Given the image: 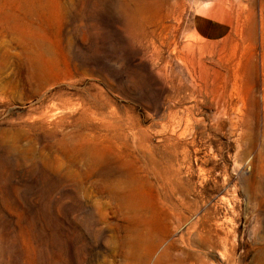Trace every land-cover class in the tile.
Wrapping results in <instances>:
<instances>
[{"label":"rangeland","instance_id":"1","mask_svg":"<svg viewBox=\"0 0 264 264\" xmlns=\"http://www.w3.org/2000/svg\"><path fill=\"white\" fill-rule=\"evenodd\" d=\"M0 264H264V0H0Z\"/></svg>","mask_w":264,"mask_h":264},{"label":"bare ground","instance_id":"2","mask_svg":"<svg viewBox=\"0 0 264 264\" xmlns=\"http://www.w3.org/2000/svg\"><path fill=\"white\" fill-rule=\"evenodd\" d=\"M7 19L13 20L14 17L7 16ZM31 35H32V33H31ZM119 244H120V247L122 249H125V248L127 249V252H126L127 260H130V259L133 260L135 258H138V253H139V245L138 244L136 245V244L130 243L127 245V244L120 243V242H119Z\"/></svg>","mask_w":264,"mask_h":264}]
</instances>
